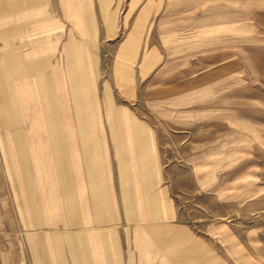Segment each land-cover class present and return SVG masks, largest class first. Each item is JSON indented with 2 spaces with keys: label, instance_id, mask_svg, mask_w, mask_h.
Wrapping results in <instances>:
<instances>
[{
  "label": "rangeland",
  "instance_id": "1",
  "mask_svg": "<svg viewBox=\"0 0 264 264\" xmlns=\"http://www.w3.org/2000/svg\"><path fill=\"white\" fill-rule=\"evenodd\" d=\"M85 1L91 16L89 31L77 34L80 43L64 45V58L57 54L49 61L52 86L58 85L52 97L62 102L66 97L68 137L75 132H119L127 126L129 130V123L125 128L124 122L118 123L126 115L123 105L133 116L148 118L150 128L163 132L165 138L159 141L163 201L157 209L155 203L144 205L146 212L140 211L135 196L133 203H123L117 179V220L100 218L98 223L110 229L105 228L101 238L85 236L89 243L83 251L74 226L60 243L59 236L49 235L47 263L264 264V0H190L195 10L183 16L195 17V23L179 25L178 35L180 43L190 41L189 49L172 54L174 59H167L172 62L159 59L146 77L139 73L143 54L156 46L172 49L162 43L165 29L157 27L159 15L153 13L142 23L137 37L143 42L133 44L127 53L131 57L124 60L121 48L138 12H127L129 0ZM202 21L210 24V33H201ZM68 30L72 35L74 29ZM162 62L168 69L180 70L171 78L156 76ZM55 65L67 70L66 92L63 84L59 90ZM127 67L132 73V98H126L122 89L129 83ZM192 77L196 83L214 82L211 94L205 102L197 100L174 110L190 106L196 111L224 108L227 113L196 117L194 125L162 123L163 111L169 108L146 105V92ZM41 127L37 125V130ZM83 222L90 225L87 219ZM2 228L8 233L16 230L17 220H5ZM62 242L66 252L60 254H66V262L60 263ZM26 250V235L0 234V264H31ZM41 258L37 250L32 264H44Z\"/></svg>",
  "mask_w": 264,
  "mask_h": 264
},
{
  "label": "crops",
  "instance_id": "2",
  "mask_svg": "<svg viewBox=\"0 0 264 264\" xmlns=\"http://www.w3.org/2000/svg\"><path fill=\"white\" fill-rule=\"evenodd\" d=\"M85 3V0H0V225L7 219L17 220L18 224L16 230L12 228L8 233L2 228L0 234L26 235L31 264L37 250L43 257L40 261L48 264L51 254L46 237L57 235L60 243L73 226L79 251L89 243L85 236L101 238L104 229L110 226H99V219L117 220L114 204L120 203L116 198L118 186L123 203H133L131 197L135 196L138 198L135 202L141 204L140 211L146 212L147 207L143 206L149 203H155L157 209L163 201L159 159L163 132L150 128L148 118L133 116L131 108L123 105L126 115L118 123L124 122V128L129 123V130L127 126L119 132H75L68 137L66 97L64 102L52 97V90H58V85L52 86L49 61L57 54L64 58V45L80 43L77 34L83 36L89 31L91 16L89 3ZM194 7L190 0H129L127 12L130 15L138 12V16L121 48L122 58L129 59L127 53L131 54L132 45L143 42L138 41L137 30L157 13V27L165 29L160 34L162 43L171 44L172 49L156 46L146 51L139 67L140 76L150 75L158 67L159 59L172 62L167 59H174V53L189 49L190 41L186 44L179 41V25L195 23V17L183 16L194 11ZM209 26L202 21L199 30L208 34ZM69 28L74 29L72 35H68ZM166 64L161 63L156 76L171 78L180 70L168 69ZM54 69L55 75L59 74L60 92L62 84L63 90L68 91L66 68L55 65ZM125 70L129 83H124L123 93L132 98V73L128 67ZM196 81L192 77L180 84H165L147 91L145 103L156 108L168 107L162 116V123L166 124L194 125L196 117L202 120L216 111L227 113L224 108L196 111L190 106L174 110V106L207 101L206 95L211 94L214 82ZM37 125H42V130H37ZM84 219L90 225H85ZM51 225L54 231L48 228ZM61 244L64 247L58 249L60 263L66 262V254H60L66 252V243Z\"/></svg>",
  "mask_w": 264,
  "mask_h": 264
}]
</instances>
